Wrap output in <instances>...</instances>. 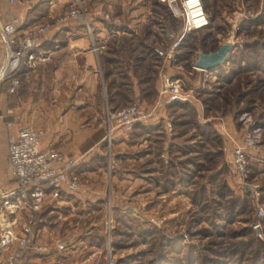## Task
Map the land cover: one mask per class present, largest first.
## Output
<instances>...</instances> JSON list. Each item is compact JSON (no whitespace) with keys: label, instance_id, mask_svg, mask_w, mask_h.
Returning <instances> with one entry per match:
<instances>
[{"label":"rangeland","instance_id":"374dc122","mask_svg":"<svg viewBox=\"0 0 264 264\" xmlns=\"http://www.w3.org/2000/svg\"><path fill=\"white\" fill-rule=\"evenodd\" d=\"M125 1L127 32H116L122 37L114 43L116 55L125 58L115 62L120 65L117 76L125 82L114 91L109 84L103 87L100 119L104 126L108 107L116 110L138 101L127 73L132 64L141 101L156 106L157 114L130 132L116 129L115 136L126 139V149L132 150L138 148L135 143L148 139L147 147H154L149 158L153 168L148 179L138 183L134 178L139 168L134 159L133 165L126 160L134 151L118 152L116 137L111 145L105 137L103 198L82 202L69 195L71 204L59 202L53 213H73L53 226L66 236L79 231L84 251L55 255L54 264H264V212H258L264 207V0H206L209 24L184 34L176 9L158 0ZM78 2L89 12L91 27L101 22L93 11L100 0H71L60 12ZM84 30L91 38L88 28ZM95 32L93 27V38ZM228 40L232 48L222 65L194 67L200 51ZM3 53L2 47L1 61ZM165 71L180 78L187 99L160 94ZM108 93L114 96L112 104ZM224 124L238 136L248 127L260 140L259 159L251 164L246 185L233 173ZM127 173L133 181L121 179ZM113 175L120 177L117 184ZM9 212L3 206L2 223Z\"/></svg>","mask_w":264,"mask_h":264},{"label":"crops","instance_id":"0c3cea01","mask_svg":"<svg viewBox=\"0 0 264 264\" xmlns=\"http://www.w3.org/2000/svg\"><path fill=\"white\" fill-rule=\"evenodd\" d=\"M70 1L38 0L27 7L19 1L9 4L6 0H0V21L17 15L20 19V29H25L38 22L39 18H45L42 21L55 20L64 13L60 10L67 7ZM100 1L93 9L95 16L99 15V20H101V22L95 21L93 26L96 30L94 42L84 30V25H78L74 21L54 24L51 32L39 43L40 49L50 54L49 60H38L31 67L24 66L19 75L20 84L14 93L7 92L6 83L2 84L0 81V188L6 190V188L16 185L9 168L5 138L7 130L13 129L16 125L27 124L42 128L43 147L57 146L67 156H73L78 160L71 170V175L77 176L79 188L72 191L67 187L63 188L60 197L48 200L43 210L39 212L41 220L35 228L33 240L45 243L47 239L53 238V241L52 244H47L46 251L29 250L26 255L28 264H54L55 255L67 252V250L72 251L73 254L84 251L85 246L82 245L84 240L79 231H75L74 235L66 236L64 232L53 226L59 221V218H70L73 213L60 212L58 217H55L57 215L53 213L58 211L59 202L71 204V199L67 198L69 195L82 202L86 199L98 202L103 198V188L107 181L104 176L108 164L107 150L103 149L106 129L102 126L100 119L103 103L99 99V95L104 89L103 87L107 88V84L114 91L121 88L125 82L117 76L121 74L118 72L120 65L115 62L123 60L124 57L116 55L114 43L119 42V37H122L116 32L122 29V32L126 33L129 21L125 19L123 12L126 9L125 0ZM117 2H121V4ZM107 13L111 14V18L106 17ZM117 18L118 21H116ZM95 45L99 46L98 49H94ZM1 56L0 33V65ZM130 66L132 64H129L127 68L128 75L132 76L129 84L134 87L136 100L141 101L144 97L140 95L139 89L141 88L138 86V79ZM143 81L145 79L142 78L140 82ZM155 86L157 89L160 87L158 81ZM7 120L13 121L14 126L9 127ZM138 124L142 125L143 123ZM116 134H119V131H116ZM120 136H115L114 146L120 147L117 149L118 152L125 151L128 154L130 150L134 151L135 155H127L126 160L130 165L136 163L140 172L134 179L138 183H142L143 180L148 179L149 167L153 168L150 159L153 156L154 147H147L148 139L140 138L141 142L134 144V147L138 148L126 149L129 147L127 140ZM132 161L133 163H131ZM129 170H133V168ZM118 179H120L119 176L113 175V183ZM121 179L126 182L133 181V178L129 177V173L122 176ZM78 236L79 241L76 239ZM68 237L71 240H66ZM6 252L7 250L0 249V264L5 263ZM48 260H52V262Z\"/></svg>","mask_w":264,"mask_h":264},{"label":"built area","instance_id":"2783aa9c","mask_svg":"<svg viewBox=\"0 0 264 264\" xmlns=\"http://www.w3.org/2000/svg\"><path fill=\"white\" fill-rule=\"evenodd\" d=\"M6 1L9 4L19 1L30 7L38 0ZM159 1L177 10V14L183 20V34L193 29L204 28L210 22V15L203 0ZM106 17L110 18L111 14L107 13ZM69 21L87 27L94 42L89 12L82 2L67 8L54 21L36 22L25 29H20V19L17 15L0 21L4 51L0 81L4 78L8 79L7 92L14 93L20 84V76L17 72L21 66L31 67L38 60H49L50 54L39 47L41 39L51 32L54 24H65ZM98 47L95 45L94 49ZM161 78L160 94L187 99L179 77L165 71ZM156 114V106L148 107L139 101H133L116 110L108 107L103 117V124L109 145L112 144L116 129L130 132L137 123L146 122L154 118ZM6 122L9 127L14 126L13 121ZM167 124L171 129V122L167 121ZM223 128L231 149L233 173L246 185L251 176V164L255 159H259L257 154L260 140L248 127L239 136L227 129L225 124ZM42 135V128L27 124L16 125L6 133V153L16 185L6 190L0 188V249L7 250L4 264H28L26 255L29 250L46 251L48 249L47 244L33 240L35 227L41 220L39 212L43 210L48 199L59 198L63 188L67 187L71 191L79 188L77 176L71 175V170L78 160L73 156H67L57 146L43 147ZM5 205L9 207L10 212L7 214V222L2 223L1 211ZM258 212L263 213L264 207L259 206ZM108 220L111 224V214Z\"/></svg>","mask_w":264,"mask_h":264},{"label":"water","instance_id":"95a60500","mask_svg":"<svg viewBox=\"0 0 264 264\" xmlns=\"http://www.w3.org/2000/svg\"><path fill=\"white\" fill-rule=\"evenodd\" d=\"M232 48L231 42H223L216 50L200 51L198 58L194 61V67L201 69H215L222 65L228 59L229 52ZM248 188L249 185H248Z\"/></svg>","mask_w":264,"mask_h":264},{"label":"trees","instance_id":"16d2710c","mask_svg":"<svg viewBox=\"0 0 264 264\" xmlns=\"http://www.w3.org/2000/svg\"><path fill=\"white\" fill-rule=\"evenodd\" d=\"M205 1L206 0H203V2H204V5H205V8H207L206 7V4H205ZM157 3H161L159 0L157 1ZM164 5L167 7V8H169L168 7V5L167 4H165L164 3ZM170 9V8H169ZM172 10V9H171ZM172 13H174L173 11H172ZM218 47H212L211 49H208V50H205V51H210V50H216ZM23 68H24V65L23 66H21L20 68H19V70H18V74L20 75V73H21V71L23 70ZM218 68V67H217ZM216 69V68H215ZM147 77V75H145V77L143 76V77H141V79L143 78V79H145ZM6 83V86H7V83H8V79L7 78H4V79H2V84H5ZM17 90V89H16ZM16 90H15V92H16ZM107 101H108V103L109 104H112V102H114V96L113 95H110V93H108V97H107Z\"/></svg>","mask_w":264,"mask_h":264}]
</instances>
